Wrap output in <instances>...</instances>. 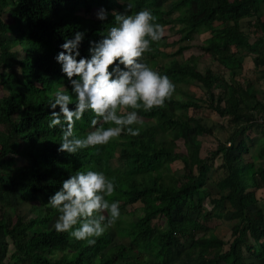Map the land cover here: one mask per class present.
I'll return each instance as SVG.
<instances>
[{
  "label": "trees",
  "instance_id": "16d2710c",
  "mask_svg": "<svg viewBox=\"0 0 264 264\" xmlns=\"http://www.w3.org/2000/svg\"><path fill=\"white\" fill-rule=\"evenodd\" d=\"M133 2L132 11L149 7L159 23L180 34L175 51H165L173 44L165 35L143 56L151 66L162 60L157 68L167 72L176 90L164 106L139 110L144 120L140 135L122 133L107 145L72 154L58 151L63 130L47 124L49 94L66 83L53 57L78 28L87 30L81 45L87 54L88 40L98 39L113 22L111 16L98 20L95 9L124 5L117 0H0V264H150L146 251L154 259L151 264H264V209L257 195L264 188V161L256 165L244 156L249 151L245 132L262 103L252 85L253 72H242L243 58L250 55L264 76V0ZM245 19L248 33L242 27ZM259 30L261 35H253ZM202 31L209 34V44L200 47L229 80L210 67L198 69L194 54L183 58L187 44L182 41ZM184 83L201 86L209 105L234 125L206 156H201L198 136L211 129L181 113L197 106L194 94H180ZM93 115L86 112L77 121L78 134L92 127ZM177 139L184 151L177 149ZM259 153L262 158L264 146ZM217 158L223 175L213 194L204 188ZM177 159L181 174L171 169ZM89 167L115 178L116 192L108 199L121 201L120 218L94 244L55 231L58 213L46 205L64 178ZM20 199L28 200L32 211L8 212ZM136 202L141 203L139 214L126 218V207ZM227 215L235 220L228 243L208 227L209 219Z\"/></svg>",
  "mask_w": 264,
  "mask_h": 264
},
{
  "label": "clouds",
  "instance_id": "9594fccd",
  "mask_svg": "<svg viewBox=\"0 0 264 264\" xmlns=\"http://www.w3.org/2000/svg\"><path fill=\"white\" fill-rule=\"evenodd\" d=\"M117 2L124 7L101 4L95 9L98 20L111 16L113 22L98 39L88 40L87 54L81 53L87 30L78 28L53 57L66 81L50 92L48 101V126L63 130L58 151L75 154L107 145L122 133L140 135L144 120L139 110L164 106L176 90L167 72L143 59L153 42L164 38L165 26L149 7L132 11L133 0ZM86 112L94 114L92 127L80 135L76 123ZM116 188L115 178L103 170L89 167L68 175L46 201L58 213L52 227L94 244L121 216V201L108 199Z\"/></svg>",
  "mask_w": 264,
  "mask_h": 264
},
{
  "label": "rangeland",
  "instance_id": "374dc122",
  "mask_svg": "<svg viewBox=\"0 0 264 264\" xmlns=\"http://www.w3.org/2000/svg\"><path fill=\"white\" fill-rule=\"evenodd\" d=\"M247 19L243 20L242 22V27L244 28V30L248 33V31H251L250 29H247ZM214 25H220L219 22H214ZM262 32L261 30L259 31H255L253 33V35H261ZM165 35H166V39L168 42H172L173 44L170 46H166L165 47V51L167 52H171V51H175L178 43H175V41L179 38L180 34L177 31V28H170L169 25H165ZM182 44H187L186 48L182 51V55L183 58H188L190 55H196L197 56V66L198 69H200L201 71H204L205 68L210 67L211 70L215 73H222L224 74L225 78L227 80H229L228 77V73L226 70H224L222 67L219 66V64H217L216 62H214L211 58H210V52H207L206 50L202 49L200 47L201 44H209V34L205 33L204 31H202V33L200 35H197L195 37V39H193L192 41H182ZM237 53L238 50H237ZM247 57V56H246ZM160 64H162V60H157L156 61V66H153L155 68H159ZM223 71V72H221ZM218 90L215 89L216 93H218L220 91V88H217ZM180 94L184 97L187 98L189 96V93L194 94L195 99H197V106H191L188 109H186L185 111H181V113L185 115H187L188 117H196L197 119L200 120L201 123H203L204 126L209 127L211 129L210 133L207 134H203V135H199L198 138L201 141V148H200V153L201 156H206L207 152L210 151L211 149L215 148L216 144L219 141H223L226 139L229 130H231L234 125L232 126V124H230V121L227 120V117H221L209 104L210 101L205 99V93H204V89L195 84H181L180 85V89H179ZM1 94V93H0ZM254 113V120L252 121V125L253 127H255L254 124H259L258 122V117L263 115L262 112H259L258 110H253ZM258 126V125H257ZM247 135H252V131L250 129L247 130V132H245ZM250 139V138H249ZM251 140V139H250ZM249 140V143L251 142ZM177 143V149L179 151H184V145H183V141L181 139H177L176 140ZM249 147L251 148L250 151H255V146L250 145ZM254 157V161L257 164L262 162V159H260L257 155L256 152L253 153ZM216 164L214 165L212 171L210 172V176H208L207 182H206V186H205V190L208 193H215L216 191H218L216 185H215V181H217L222 175H223V170L221 168H219V164H220V159L217 158V160H215ZM214 162V163H215ZM115 160L113 161V164H115ZM171 165V169L172 170H176L179 174L182 173V162L180 160H174L170 163ZM202 194H204V191H202ZM257 195L260 197V205L261 207L264 209V188L259 189L257 191ZM16 205H10L8 206L6 209L8 210V212L10 213H17V214H24L27 213V211H32L31 209V203L28 200H17L15 202ZM141 205L140 202H136L134 204H129L126 209H125V213L124 216L128 219H132L135 218L136 215L139 214V212L137 211V208ZM229 207V204L226 203V208ZM226 208L224 210L220 211V215H223ZM228 209V208H227ZM34 211L37 213L39 211V208L36 207L34 209ZM219 212V211H218ZM235 223V220H229L228 215L226 217L222 218H213V219H209L208 221V227L213 229L214 233L223 238L227 243L228 241H230L231 237H230V233H231V227L233 226V224ZM262 241H264V238L262 239ZM153 247H155V244L153 245ZM146 258L149 259L150 264L152 262H154V259L152 258V255L148 254V251H146ZM257 261V260H256Z\"/></svg>",
  "mask_w": 264,
  "mask_h": 264
},
{
  "label": "crops",
  "instance_id": "0c3cea01",
  "mask_svg": "<svg viewBox=\"0 0 264 264\" xmlns=\"http://www.w3.org/2000/svg\"><path fill=\"white\" fill-rule=\"evenodd\" d=\"M252 57L250 55H248L247 57L245 56L243 58V69H242V72H253V81H252V85L254 87V89L256 90L257 92V98L260 100V102L262 103V105L258 106L256 110H259L262 111V113H264V76H261L259 73H257L254 68V64H253V61H252ZM254 68V70H253ZM259 72V71H258ZM250 73V75H252ZM261 73V72H260ZM258 125V126H257ZM250 130L252 131V135H250V143H249V140H248V147H249V144L250 145H253L255 146V151H250L251 148L249 147V151L247 153H245L244 156L248 157V159H251L253 160V153L256 152V155L260 158V151H261V148L264 146V126L261 124H256L255 127L251 126ZM262 161H264V155L262 158Z\"/></svg>",
  "mask_w": 264,
  "mask_h": 264
},
{
  "label": "built area",
  "instance_id": "2783aa9c",
  "mask_svg": "<svg viewBox=\"0 0 264 264\" xmlns=\"http://www.w3.org/2000/svg\"><path fill=\"white\" fill-rule=\"evenodd\" d=\"M258 122L264 126V113H263V115L258 117Z\"/></svg>",
  "mask_w": 264,
  "mask_h": 264
}]
</instances>
